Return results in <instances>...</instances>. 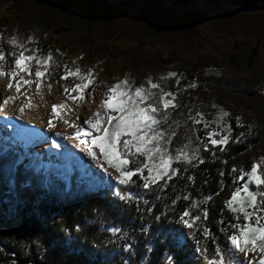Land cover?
<instances>
[{
	"label": "trees",
	"instance_id": "obj_1",
	"mask_svg": "<svg viewBox=\"0 0 264 264\" xmlns=\"http://www.w3.org/2000/svg\"><path fill=\"white\" fill-rule=\"evenodd\" d=\"M6 4L15 17L1 21L0 38L19 37L22 29L16 19L37 26L36 40L42 46L68 30L79 34V45L104 43L122 33L139 45L196 48L213 43L212 37L200 36L196 20L202 14L237 9L260 18L253 25V41L223 43L219 58L208 54L193 62L183 71V82L180 72L157 80L156 89L142 88L151 93L147 103L160 109L156 127L164 138L159 147L173 157L171 167L179 170L171 180L144 188L143 178L136 176L133 183L114 185L94 168L76 170L67 180L60 167L51 165L45 172L30 162V156L22 160L17 151H3L0 145V264H204L205 257L232 264L229 237L236 234L237 219L227 201L255 163L264 174V0H0V6ZM35 50L29 46L26 54ZM128 54L134 79L127 87L133 94L147 67L169 61L160 54L157 59ZM223 63L238 72L228 68L219 76L205 74L206 67ZM167 90L176 92L177 99L176 107L165 111L161 94ZM193 98L217 101L241 116L244 125L233 122L228 143L211 145L204 137L206 130L195 122ZM177 155L182 158L176 160ZM130 159L133 168L153 163L141 155ZM159 162L157 156L155 163ZM241 175L243 180L238 179ZM251 188L264 191V185L252 183ZM117 191L131 193L132 198L121 199ZM208 196L211 201H206ZM204 209L209 213L206 220ZM186 210L188 217L201 216L192 228L181 220ZM205 228L209 236L203 234Z\"/></svg>",
	"mask_w": 264,
	"mask_h": 264
},
{
	"label": "rangeland",
	"instance_id": "obj_2",
	"mask_svg": "<svg viewBox=\"0 0 264 264\" xmlns=\"http://www.w3.org/2000/svg\"><path fill=\"white\" fill-rule=\"evenodd\" d=\"M108 1L114 3L118 0ZM143 6L148 8L146 4ZM133 12L136 19L141 17L138 10H134ZM14 17L15 13L9 10L7 4L0 6V23L5 18ZM259 19L258 16L252 13L242 12L237 9H233L228 13L211 10L210 13L202 14L196 20L199 29L201 30L200 36L202 38L212 37L213 43L196 48H191L188 45H177L175 47L159 44L155 46L148 44L139 45L136 41L128 40V38L122 33L116 34L113 38L104 43L91 42L86 45H79V34L68 30H63L60 34L54 35L42 46L41 44H38V40H36L38 39L36 25L26 22L22 23L19 20L13 19L14 23L18 27H21L22 30L18 38H0V51H3L5 54V59L0 61V72H4L7 76H11L13 71L19 72L14 63L15 58H17L21 52H24V54L27 55L26 48L34 46L36 50L32 55L33 59L31 61H26L33 75L19 72L16 76V83L19 82L22 85L23 80L32 78L38 84L39 92L42 94L46 93L49 86L59 89L64 95H66L68 100L79 101L81 108L78 113L83 117V119H80V122L84 119H90L95 122L98 119L101 122V127H103L110 116L107 107L104 106L105 110H103V117H101L94 109L89 110V104L92 98L95 102H103L106 98L109 87L117 82L127 80L131 83L133 81L134 76L130 68L131 59L128 52H138L141 57L151 59H157L155 57L160 54L162 57L169 59L168 62L161 65L147 67L145 77L142 80V83L137 85V87L143 88L145 85L151 87V84L149 83L150 81L158 84L157 80L171 77L169 76V73L179 74L181 72L179 74V82H183L184 80H187L183 71L190 67L193 62L208 54L218 56L219 58L218 47L223 45V43L233 41H253L255 33L253 25L255 21H258ZM63 46L69 47L70 50H63ZM41 49H46L48 52L43 54L40 52ZM262 50V56L264 59V44ZM49 55L52 57L51 61H48ZM76 68L81 70L80 74L69 76L66 80L61 79L68 70H75ZM228 68L230 71L238 72L237 69L230 68L224 63L222 65L206 67L204 71L207 75L219 76L223 71H227ZM37 70L45 71L46 75L41 78H36L34 73ZM244 71L245 70L242 72ZM85 72L92 73L90 79H92L93 83L82 92L73 91V89H77L78 86L87 83V80L83 75ZM189 87L194 88L195 84L192 81H189ZM184 88L185 86H182L183 90ZM167 92L173 93L176 103V92L167 90L162 91V104L163 99H171V97H166L164 95ZM190 103L195 112V122L197 123V121H200L198 124L206 130L204 137L207 139V142H209V133H215L213 138L217 139L226 135L229 140L233 128V122L240 126L244 125L241 116L233 115L228 108L220 105L215 100L206 102L202 99L193 98L190 100ZM223 113H227V115L224 116L222 115ZM63 126L69 132L77 130L76 127L74 128L73 123H64ZM84 127L88 128L89 126L84 125ZM16 128L18 129V126H16ZM89 130L91 131V129ZM42 131L43 130H41L38 136H41ZM92 135H98V133L93 131ZM83 138L86 144L81 147L61 145V149H55L56 153L54 151L50 152L47 149L38 152V150L33 149V142L38 141L37 137L30 139L17 136V134L12 132V129L5 124V120H3L2 117L0 118V144L2 141H6L3 142L2 145L17 151L22 160L30 156V162H34L37 167L43 166L45 172H48L51 165H56L62 169L63 176L64 178L66 177L67 180L68 175L76 170L84 171L88 168H94L98 172L105 173L107 183L114 185L119 184V180L117 179L119 173L107 164L104 160L103 154L98 148L89 144L88 138ZM90 152H95L97 158L94 159L93 156L89 154ZM50 153L52 159L48 160ZM256 164H259V162L255 163V165ZM258 172L261 174L260 169ZM252 183L254 182L251 176L246 175L241 187L243 185H248L250 190L253 191L251 188ZM242 197L246 199V195L243 193ZM246 210L251 212L252 208L246 206ZM234 214L237 219V233V230L240 229L242 224H247L249 221L243 219V213L234 212ZM256 214L264 216V212L257 211ZM184 219H187L189 223H192L193 225L197 222L193 220V217H185ZM230 247L233 258L232 264H248V261L243 259L244 254L236 252L231 243ZM214 260L219 264L221 259ZM203 263L209 264V259L204 258Z\"/></svg>",
	"mask_w": 264,
	"mask_h": 264
},
{
	"label": "snow or ice",
	"instance_id": "obj_3",
	"mask_svg": "<svg viewBox=\"0 0 264 264\" xmlns=\"http://www.w3.org/2000/svg\"><path fill=\"white\" fill-rule=\"evenodd\" d=\"M5 59V54L0 51V61ZM33 59L32 55H25L21 52L17 58H15L14 63L19 72L27 73L28 75H33L26 61H31ZM51 55L48 56V61H51ZM19 72L13 71L11 76L13 79L19 74ZM81 73L79 68L75 70H68L66 74L61 77V79H68L69 76H76ZM5 75L4 72H0V76ZM36 78H41L46 75L45 71L37 70L34 73ZM87 83L80 85L77 89L73 91H83L89 85L93 83L90 77L91 72H85L84 74ZM176 73H169V76L175 77ZM23 79V78H21ZM34 81L23 80L24 84H31ZM152 89L159 87L158 84L149 82ZM128 81L123 80L117 82L116 84L109 87L106 98L103 101L102 106H106L107 109L112 113H119V115H110L105 122V125L101 127V122L97 119L93 122L90 119L81 120L80 126H78L76 131V136L79 138L81 136L88 138L90 145L95 146L103 154L104 160L107 164L113 167L119 175L117 179L120 185H128L133 183V177L141 176L143 178V187L149 188L153 184H157L161 180H171L174 175H177L179 170L172 168L170 161L173 159L171 156H167L166 152H163L159 147V141L163 139V133L157 130L160 124V120L157 119L156 114L160 110L155 104L147 103L151 93L146 92L144 89L137 87L132 93L131 89L127 87ZM12 84L8 85L11 89ZM21 84L17 82L16 91L19 92ZM166 97H171V99H163V108L165 111L169 107L175 108V97L172 92H167L164 94ZM12 99V97H9ZM8 100L4 101L7 104ZM143 104L144 106H139ZM63 105L55 104L52 106L53 115L57 116L59 109ZM3 110V106L0 105V111ZM23 111V108L21 109ZM222 115L226 116L227 113ZM200 123V121H197ZM84 125H88L85 128ZM74 127H77L74 125ZM91 129V131L89 130ZM98 133V135H92V132ZM128 137L124 139L121 143L122 137ZM215 133H209L208 139L211 145H225L228 143V136H223L220 139L213 138ZM133 148L135 151H133ZM182 152V150H181ZM93 158L96 157L95 152H90ZM141 155L147 158L148 161H153L152 164L142 162V164H137L135 167H126L133 164L134 161L130 159L131 156ZM159 156V163H155L156 157ZM181 155L175 157L176 160H180ZM193 158L194 154H193ZM183 159L191 163V159L187 155H183ZM200 160V163H203ZM261 168L260 164L252 166L251 171L245 175H250L253 182L257 186L264 185V174H260L258 170ZM145 170H147V175H144ZM223 174V173H222ZM244 175H241L238 179L243 180ZM242 193L246 195V199L242 197ZM117 196L121 199L128 200L132 198L131 193L122 195L120 191H117ZM258 197H264V191L256 193L251 191L248 185H243L237 188L232 194L230 199L227 201V207L234 212L243 213V219L249 221L247 224H242L240 229L237 230L236 234L229 237L233 249L244 254L243 259L248 261V264H264V216L257 213V209L260 212H264V200H259ZM188 199V197H185ZM212 197H206V201H211ZM236 205V206H234ZM246 206H250L252 211L246 210ZM208 210L204 209L203 218L206 220L208 218ZM190 215L189 211H184L181 216L182 222L189 228L193 227L192 223H189L185 217ZM201 219L200 215H195L193 217L194 221H199ZM113 231H116L115 229ZM205 236L210 235V230L205 228ZM199 243V241H198ZM207 251V249H204ZM219 253V249L215 250ZM207 259V257H205ZM209 264H217L216 260H209ZM219 264H223L221 259Z\"/></svg>",
	"mask_w": 264,
	"mask_h": 264
},
{
	"label": "bare ground",
	"instance_id": "obj_4",
	"mask_svg": "<svg viewBox=\"0 0 264 264\" xmlns=\"http://www.w3.org/2000/svg\"><path fill=\"white\" fill-rule=\"evenodd\" d=\"M28 80L34 81L32 78ZM9 84L13 85L11 89L8 88ZM16 84V78L0 76V105L3 106L0 118L5 120V124L12 129V132L19 137L30 139L37 137L38 141L33 142V149L38 152L47 149L56 153L55 149H61V145L81 147L86 144L82 136L78 138L74 134L77 130L69 132L63 126L64 123H73L77 126L76 129L80 126V119L83 117L78 113L81 108L79 101L68 100L59 89L51 86L47 88L46 93L42 94L35 81L31 84L23 83L19 92L16 91ZM5 100H8L7 104H4ZM55 104L63 105L57 116H54L52 111V106ZM102 104L103 102H95L92 98L89 110L94 109L103 117L105 108ZM22 108L23 111H21ZM41 130H43L42 134L38 136ZM49 159H52L51 153L48 156Z\"/></svg>",
	"mask_w": 264,
	"mask_h": 264
}]
</instances>
